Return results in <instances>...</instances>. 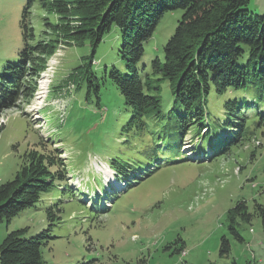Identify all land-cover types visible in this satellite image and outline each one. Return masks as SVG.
<instances>
[{
  "label": "rangeland",
  "instance_id": "obj_1",
  "mask_svg": "<svg viewBox=\"0 0 264 264\" xmlns=\"http://www.w3.org/2000/svg\"><path fill=\"white\" fill-rule=\"evenodd\" d=\"M26 2L0 0V71L20 59ZM263 4L250 0L249 9L261 15ZM182 12L162 18L141 67L163 57V45ZM120 44L121 28L114 26L95 52L101 106L92 88L94 100L86 101L89 76L77 80L79 89L67 80L92 52L86 40L82 46L60 43L37 78L30 101L0 115L5 125L0 134V184L14 179L27 151L41 149L42 142L45 149L62 153L68 181L77 178L71 179L72 174L81 180L78 188L57 182L61 187L55 186L52 196L43 194L35 206L4 219L0 244L8 232L24 229L27 237L45 235L42 264H264V133L257 129L242 146L205 158L199 151L202 135L194 131L186 135L182 149L162 132L164 122L153 117L142 132L126 131L132 114L110 77L113 69H125ZM245 96L251 111L247 126L255 128L264 101ZM160 98L165 110L171 109L174 94L167 80ZM211 101L212 124L233 120L221 107L222 97ZM222 131L231 135L227 126ZM96 160L129 172L122 178L126 184L116 185L113 172H102L94 166ZM223 236L231 244L227 255L220 253Z\"/></svg>",
  "mask_w": 264,
  "mask_h": 264
},
{
  "label": "trees",
  "instance_id": "obj_2",
  "mask_svg": "<svg viewBox=\"0 0 264 264\" xmlns=\"http://www.w3.org/2000/svg\"><path fill=\"white\" fill-rule=\"evenodd\" d=\"M249 4L250 0H27L20 19V59L0 71V115L30 101L37 78L60 43L82 46L86 40H90L92 52L67 80L79 89L77 80L89 76L86 101L90 102L93 91L101 106V85L93 70L95 52L105 35L119 26V53L125 69H113L110 77L132 114L125 130L142 132L153 117L164 122L162 132L179 141L180 149L186 135L194 131L202 135L201 147L217 136V141L210 142V158L229 152L253 139L257 129L264 133V103L258 109L256 127L247 126L251 111L245 94L264 101V13H253ZM176 10H183L182 16L163 45V57L141 67L162 18ZM165 80L174 94L168 110L160 98ZM221 97V107L233 120L228 117L225 124H212L208 102ZM223 126L230 129V136L222 131ZM4 127L0 123V134ZM42 146L27 151L15 178L0 184V223L35 206L43 194L52 196L53 188L61 187L57 182L68 187L62 153L58 148L45 149L44 142ZM115 170L119 177L129 175ZM262 223L264 228V212ZM44 238L43 233L27 237L24 229L8 232L0 244V264H42ZM230 248L229 238L223 236L220 253L227 255Z\"/></svg>",
  "mask_w": 264,
  "mask_h": 264
},
{
  "label": "bare ground",
  "instance_id": "obj_3",
  "mask_svg": "<svg viewBox=\"0 0 264 264\" xmlns=\"http://www.w3.org/2000/svg\"><path fill=\"white\" fill-rule=\"evenodd\" d=\"M191 155H194L193 153H191ZM116 185H120L121 184V182L120 181H118V182H116V180H115V178H114V181H113Z\"/></svg>",
  "mask_w": 264,
  "mask_h": 264
},
{
  "label": "crops",
  "instance_id": "obj_4",
  "mask_svg": "<svg viewBox=\"0 0 264 264\" xmlns=\"http://www.w3.org/2000/svg\"><path fill=\"white\" fill-rule=\"evenodd\" d=\"M260 9H264V4H263V6H261V8Z\"/></svg>",
  "mask_w": 264,
  "mask_h": 264
}]
</instances>
